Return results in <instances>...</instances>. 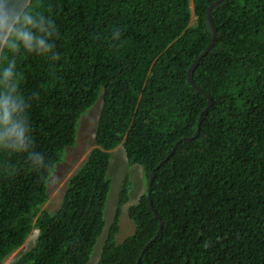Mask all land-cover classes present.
Wrapping results in <instances>:
<instances>
[{"label": "trees", "instance_id": "16d2710c", "mask_svg": "<svg viewBox=\"0 0 264 264\" xmlns=\"http://www.w3.org/2000/svg\"><path fill=\"white\" fill-rule=\"evenodd\" d=\"M216 1L34 0L54 21L58 59L16 62L45 165L0 153V264L34 232L12 264H88L120 146L147 189L127 209L135 231L120 243L125 180L99 264H264V0H225L212 11L216 41L191 73L201 93L188 74L212 43ZM100 98L94 148L52 213L50 179Z\"/></svg>", "mask_w": 264, "mask_h": 264}, {"label": "clouds", "instance_id": "9594fccd", "mask_svg": "<svg viewBox=\"0 0 264 264\" xmlns=\"http://www.w3.org/2000/svg\"><path fill=\"white\" fill-rule=\"evenodd\" d=\"M56 26L52 18L38 10L34 0H0V153L24 155L33 167L45 165L44 156L33 149L29 104L20 92L21 76L16 58L36 55L58 59L54 40Z\"/></svg>", "mask_w": 264, "mask_h": 264}, {"label": "rangeland", "instance_id": "374dc122", "mask_svg": "<svg viewBox=\"0 0 264 264\" xmlns=\"http://www.w3.org/2000/svg\"><path fill=\"white\" fill-rule=\"evenodd\" d=\"M195 23L196 17L194 14H192L190 26L195 25ZM100 104H102L101 98L96 104L98 107L95 110H91L93 112L89 111L90 117H86V121L88 122L87 128H84L83 121L79 123L78 146L68 150L65 162L57 166L58 168L53 174L55 177L53 178L52 176L50 179V181H52L49 190L50 200L46 204L45 209L52 213L56 212L60 207L62 195L65 191L68 179L79 169V167L87 158L89 152L94 148L95 127L99 116V108L101 107ZM108 176L111 181V190L105 210L106 226L102 235L97 241L94 252L88 264H99L102 250L107 238V233L115 219L119 197L125 180L129 178L132 184V189L130 191L129 203L123 208V213L120 218V231L117 235V241L120 243L124 242L127 238L133 235L135 231V225L129 219L127 209L130 206L137 204L140 197L147 189V182L144 179L141 167L138 165L133 167L129 166L124 148L122 146L112 152ZM36 236L37 233L34 232L26 245L14 252L8 259L4 261L3 264L14 263L23 253L30 250L34 244Z\"/></svg>", "mask_w": 264, "mask_h": 264}, {"label": "water", "instance_id": "95a60500", "mask_svg": "<svg viewBox=\"0 0 264 264\" xmlns=\"http://www.w3.org/2000/svg\"><path fill=\"white\" fill-rule=\"evenodd\" d=\"M225 0H218V1H216L213 5H211L210 6V8L208 9V12H207V15H208V20H209V22H210V24H211V26L213 27V30H214V37H213V40H212V43H211V45L206 49V51L196 60V62L191 66V68H190V71H189V74H188V77H189V80H190V82L193 84V86L194 87H196V85L194 84V82L192 81V70L195 68V67H197L198 65H199V63L202 61V59L203 58H205L208 54H209V52L212 50V48H213V46H214V43H215V41H216V37H217V32H216V28H215V26H214V23H213V20H212V16H211V14H212V11L216 8V7H218L219 5H221L223 2H224ZM13 2H14V4H16V5H21L22 3H23V0H13ZM1 59H2V54H0V63H1ZM197 88V87H196ZM201 93H202V90L201 89H199V88H197ZM208 97V96H207ZM208 99H209V103H210V105H209V107H207L206 108V110H205V112H208L209 110H210V108H211V106H212V100L208 97ZM202 117H203V115H201V118H200V121H199V130H198V135H199V133H200V130H201V124H202ZM179 144V143H178ZM178 144H177V146H178ZM176 146V147H177ZM175 152V151H174ZM173 155V153L172 154H170L168 157H167V159L165 160L166 162L171 158V156ZM164 161V162H165ZM163 162V163H164ZM163 163H161L160 164V166L157 168V169H159L162 165H163ZM157 169L152 173V175H151V178H150V181H149V183H148V193H147V197H148V199H149V201H150V205L153 207V203H152V201H151V193H152V188H153V182H154V179H155V177H156V171H157ZM155 212V215H156V218L157 219H160V217H159V215H158V213L156 212V211H154ZM163 227V222H161V228ZM160 232H161V230H160Z\"/></svg>", "mask_w": 264, "mask_h": 264}]
</instances>
